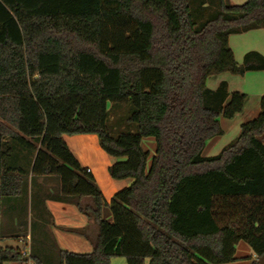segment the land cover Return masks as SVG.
I'll list each match as a JSON object with an SVG mask.
<instances>
[{
    "label": "trees",
    "instance_id": "1",
    "mask_svg": "<svg viewBox=\"0 0 264 264\" xmlns=\"http://www.w3.org/2000/svg\"><path fill=\"white\" fill-rule=\"evenodd\" d=\"M200 9L208 14L199 21ZM258 28L264 0H0V237L26 234V221L10 226L8 217L28 215L29 202L33 209L30 189L40 176H58L80 209L83 197L92 198L99 228L89 253L47 238L37 247L32 238L30 257L6 246L0 264H111L114 257L226 264L238 261L240 242L259 264L264 94L237 139L203 155L207 141L224 133L220 118H234L247 99L225 81L211 89L207 80L264 70L261 52L248 51L239 64L229 45L230 35ZM109 102L133 105L128 121L136 131L111 134ZM64 134L97 135L107 154L125 158L110 175L133 182L106 200ZM149 138L154 153L143 146Z\"/></svg>",
    "mask_w": 264,
    "mask_h": 264
},
{
    "label": "rangeland",
    "instance_id": "2",
    "mask_svg": "<svg viewBox=\"0 0 264 264\" xmlns=\"http://www.w3.org/2000/svg\"><path fill=\"white\" fill-rule=\"evenodd\" d=\"M218 0H208L209 3H213ZM232 4H243L247 0H228ZM194 2V1H193ZM196 3H192V10L195 11ZM211 7V6H210ZM207 11L200 9L198 20L204 19L207 16ZM197 18V17H196ZM231 47L234 50L235 58L239 64L243 61L244 52L246 50L261 48L264 50V28L254 29L247 32L230 35ZM257 50V49H254ZM261 52V51H259ZM262 53V52H261ZM264 54V53H262ZM227 82L230 92L240 91L247 95L244 109L241 113H238L234 118L228 119L221 117L220 122L224 130L222 135H217L207 142L205 150V156H214L218 154L225 146L237 139L241 132V125L248 122L258 116L261 110V95L264 94V70L248 71L245 74H234L230 71L213 74L207 80V86L211 89H217L221 82ZM109 118L108 126L113 136H117L122 132L136 131V124L129 122L128 118L133 111V105L131 103H113L109 102ZM64 140L75 152L76 156L82 163V166H89L93 169V175L96 177L97 185L105 192L107 198L111 193L123 189L133 182L132 178L115 179L109 173V166L112 164L125 160L124 157H115L107 154L100 146V141L95 134H80V135H63ZM261 140L264 143V135L261 136ZM143 146L146 149L155 151V141L153 138L145 139ZM1 203V201H0ZM7 208V205H6ZM10 210V209H8ZM12 212L10 211L8 221L11 219ZM7 215V214H6ZM0 239V248L13 245L22 247L23 243L15 237H3ZM64 248H70L66 247ZM75 251L85 249H73ZM254 251L245 242H240L237 246L236 256L238 261L226 264H251L254 260ZM127 261L126 258L121 257ZM127 263V262H126ZM6 264H21L18 262H8Z\"/></svg>",
    "mask_w": 264,
    "mask_h": 264
},
{
    "label": "crops",
    "instance_id": "3",
    "mask_svg": "<svg viewBox=\"0 0 264 264\" xmlns=\"http://www.w3.org/2000/svg\"><path fill=\"white\" fill-rule=\"evenodd\" d=\"M229 45L231 47L230 38ZM254 49H257L256 51H261L262 53H264V50H262L261 48ZM254 49L252 48L250 50ZM250 50L247 49L246 52H244V55ZM206 147L203 151L204 156ZM84 168L91 169L90 173L93 174L94 171L91 167L86 166ZM93 176L95 177V175ZM30 190L35 195L33 209L31 208L29 202L28 215L22 216L21 218L19 215L11 214L10 226H17L19 220L26 221L28 223V230L25 235L30 234L31 238H33V243L37 247L39 243H44V239L47 238V240H49L50 242H54L60 249L63 250H69L77 253H89L93 250L98 238L99 228L95 219L93 218L91 211L88 210L89 207L94 206L92 198L83 197L80 200V209L76 204L79 199L77 196H65L62 194L60 179L58 176L37 177L35 184L33 185V187H31ZM103 193L106 200L108 201L115 194L113 192L110 194L109 198H107L104 191ZM32 220L35 221L33 230L31 227ZM0 239L4 238L0 237ZM64 246L71 247V249L64 248ZM74 248L85 250L75 251L73 250ZM255 259H257L256 254H254V260ZM126 262L121 257H114L111 259V264H128ZM144 264H149V259H146Z\"/></svg>",
    "mask_w": 264,
    "mask_h": 264
},
{
    "label": "built area",
    "instance_id": "4",
    "mask_svg": "<svg viewBox=\"0 0 264 264\" xmlns=\"http://www.w3.org/2000/svg\"><path fill=\"white\" fill-rule=\"evenodd\" d=\"M87 171H91V169L88 168ZM18 240L23 243V246L21 247L22 255L26 257H30L31 246H32L31 235L27 234V235L20 236ZM23 264H32V261L29 259L25 261Z\"/></svg>",
    "mask_w": 264,
    "mask_h": 264
},
{
    "label": "water",
    "instance_id": "5",
    "mask_svg": "<svg viewBox=\"0 0 264 264\" xmlns=\"http://www.w3.org/2000/svg\"><path fill=\"white\" fill-rule=\"evenodd\" d=\"M258 263H259V264H264V255H262V256H260V257L258 258Z\"/></svg>",
    "mask_w": 264,
    "mask_h": 264
}]
</instances>
